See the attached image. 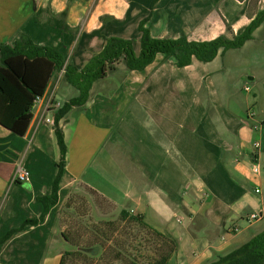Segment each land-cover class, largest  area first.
Segmentation results:
<instances>
[{
  "label": "crops",
  "instance_id": "crops-1",
  "mask_svg": "<svg viewBox=\"0 0 264 264\" xmlns=\"http://www.w3.org/2000/svg\"><path fill=\"white\" fill-rule=\"evenodd\" d=\"M140 1L0 0V41L14 44L24 33L66 53L81 68L110 36L139 40L143 19L153 37L185 34L209 40L226 34L227 24L235 34L240 32L264 5V0H256L260 9L247 11L252 0H157L151 9L154 0ZM262 26L247 42L258 37ZM79 43L84 49L74 56ZM174 63V58L158 54L143 70L128 71L124 66L117 71L118 66L114 75L93 84L86 107H73L60 120L68 154L59 202L43 221L27 224L0 242V264H61L65 240L53 235L55 211L81 184L172 232L179 248L169 264H208L237 247L232 241L240 232L231 235L227 228L235 222L244 226L241 218L249 208L264 210L259 187L249 197L247 184L240 181L244 168L238 164L240 157L254 164L262 157L261 144L256 149L254 143L264 136L258 128L264 120L253 106H235L238 84L231 88L229 99L222 93L224 85L235 83L226 73L217 79L225 66L209 72L197 59L175 69ZM244 76L238 79L245 89L249 85ZM245 91L251 92V87ZM52 93L63 105L78 91L59 74L36 103L24 135L0 124V237L39 217L43 205L38 197L52 192L60 151L53 125L41 121ZM251 108L254 116L248 114ZM57 112L46 113L55 118ZM20 166L31 172L30 180H15ZM161 204L164 209L168 204L178 206L174 212L178 225L166 219L165 224L154 221L151 210L156 212ZM183 209L188 212L187 223L178 217Z\"/></svg>",
  "mask_w": 264,
  "mask_h": 264
},
{
  "label": "trees",
  "instance_id": "trees-1",
  "mask_svg": "<svg viewBox=\"0 0 264 264\" xmlns=\"http://www.w3.org/2000/svg\"><path fill=\"white\" fill-rule=\"evenodd\" d=\"M156 1H153L152 6ZM145 21L146 19H143L138 26L139 52L135 51L134 38L113 35L109 37L102 50L92 56L81 68L68 60L67 54H63L54 47L38 44L27 34L23 33L14 44L0 41V124L3 126L19 135H24L33 118L36 99L45 94L51 80L59 74L78 91L76 96L64 102L55 115L53 127L60 151V157L56 163L58 174L51 194L38 197L43 205L42 213L37 218L25 220L21 227L9 230L0 237V242L7 241L27 224L43 221L51 208L59 202L60 181L66 172L68 154V143L60 126V120L73 107H86L92 86L96 81L114 74L121 63H124L128 71L143 70L155 60L158 54H163L166 59L174 58L177 66L185 67L194 59L209 62L230 49L242 48L247 41L254 38L255 31L264 23V5L249 24L240 32L234 33L232 37L220 34L213 39L198 41L190 40L183 34L178 38H157L152 36L149 28L145 26ZM227 30L232 32L233 29L227 24ZM87 196L92 199L90 200L92 202L89 201L90 206L84 204ZM79 199L86 209L83 210L86 211L82 213L83 215H87L90 208L99 211L101 220L99 224H92L94 225L92 233L97 241L99 240L98 244L106 254L110 251L104 245L112 241L111 251L114 252L112 257L115 260L125 264H169L171 257L179 248V239L172 232L162 231L147 221L143 215L133 214L125 208L118 207L103 194L87 185H83L81 189L77 188L68 196L64 206L65 213L80 214L81 212L74 207ZM127 220L132 221L140 230H149L157 238H162L167 248L155 254L150 252L149 245H143L145 243L143 241H138V245H143L145 249L148 247L144 253L140 251L139 246L121 245L119 236L123 234L121 232L116 234L120 231L118 223L121 224ZM63 236L69 240L66 234ZM70 252L67 249L63 252L61 264H64V258ZM89 253L90 251L87 252ZM263 261L264 229L237 247L218 254L208 264H261Z\"/></svg>",
  "mask_w": 264,
  "mask_h": 264
},
{
  "label": "rangeland",
  "instance_id": "rangeland-1",
  "mask_svg": "<svg viewBox=\"0 0 264 264\" xmlns=\"http://www.w3.org/2000/svg\"><path fill=\"white\" fill-rule=\"evenodd\" d=\"M97 1L99 0H93L94 2L93 4H95V2ZM144 1L145 0H141L140 2L144 3ZM257 4L258 2L256 0H252L249 7L247 8V11L248 10L252 11L254 9H256L255 11H258L257 9L260 8L259 7L256 8ZM130 6H132V4H130ZM152 7L153 6H151L150 8L152 9ZM234 13L235 11L233 12V14ZM173 21L176 22V19H174ZM217 30L220 31V29ZM223 30L229 37H232L234 35L233 34L234 31L233 30L232 32L228 30L226 31L225 26L223 27ZM135 40H136L135 51L138 52L140 50V41L137 40L136 38ZM74 49H75L74 56H77V54L84 49V45L82 43H79V45L74 46ZM224 56L225 57L221 59L217 58L215 61L213 60L211 62H204V61H200V62L203 64L205 70H208L209 72H213L216 69V67H218V65H221L222 67L225 66L226 69H224V72H221V74H218L217 79H220L222 76H224V73H226L235 83L234 84L230 83V85L229 83H227L228 84L227 86L224 85L225 88L224 89L221 88V91H223L222 93L225 94L227 99H229L228 96L231 95L230 94L231 88H233L234 85L238 84L237 93L235 94V96H233L235 97L233 98V100H235L236 102L235 106L242 105L244 108L248 106H253L259 113V118H262L264 120V23L262 29H260L258 33V37L254 41L247 42L246 45L242 48L230 49L226 52V54H224ZM171 62L172 61H170V63L169 62L167 63L168 66L171 64ZM174 64H175L174 66L175 69L177 65L176 63ZM124 66H125L124 63L119 65L117 71H121L124 68ZM242 73L245 74L244 80L251 87V92L249 93L245 91L242 79L241 78L238 79V76ZM253 74L257 75L256 81L250 79V76H252ZM202 92L204 98L205 99L208 98V94L204 88ZM259 127H261L260 128L261 131H264V125L262 126L258 125V128ZM260 140L261 141L259 142H261L260 144H261V152H262V157L258 161L261 168L260 174H257L253 171L252 167L255 161L251 163V161L247 160V158L240 157V162H238V164L244 168L243 171H241L242 174H239L241 177L239 178L240 181L242 180L244 181L245 184H247L248 187L247 193L249 197H253L254 194H257L255 192V188L259 187L261 193L258 196L263 197L262 207H264V136ZM81 187H83V184L78 185L77 188L81 189ZM77 188L73 189L70 194H72L74 190H76ZM201 196L205 198L203 194ZM67 199L64 198L62 203L58 205L57 211H55L56 219L54 221L55 226L53 231L54 236H56L57 238H61L62 240H65V242H63L65 245V250L67 249L71 251L70 253L66 254L64 258V264H125V262L113 259L112 256L114 255V252L111 251L112 241H109L104 245L110 251V253L106 254V252L103 251V248H100L98 244L99 240L97 241V239L92 233V230L94 229L93 228L94 225L92 224H99V221L101 220L99 211L94 210V208L93 209L90 208V211L89 212L87 211L88 212L87 215L82 214L86 212L83 211L86 210L84 204L86 203L88 206H90L91 204L90 202H92L90 201L92 200L90 196H87L86 199H84L85 201L84 204L81 201V199L77 200V203H75L76 205L74 207L81 212L80 214L77 215L71 213H65L64 206ZM92 206L94 207V205ZM177 208L178 206H176L175 204H171V205L168 204V208L164 209V207H162L161 204L160 206H158L156 212L151 210V212H153L151 214L156 223L165 224L164 220L166 219L169 224L172 223L178 225L176 221V217L174 216V212L177 210ZM247 211H248L247 214L254 212L259 213L261 212V208H257V209L249 208ZM177 213H178V217L183 218L184 223H187L189 221L188 212L185 209L179 210ZM118 224L120 231H118L116 234L118 235L120 234V232L123 234L119 236V239L121 241L119 243L121 245H125V247L139 246L140 251L144 253L145 250L148 249V247H146L145 249L144 246L149 245V247L152 249V250L150 249V252L155 254L157 253V251H162L163 249L167 248V246L165 245V241L162 238L160 237L157 238V236L153 235L152 232L149 230L148 231L146 229L140 230L138 226L132 223V221L127 220L125 222H121V224L120 223ZM263 229H264V218L262 220H258L254 222L251 227H248V224H245L243 226V230L240 231L237 238L232 241V244H234L233 246H238L243 242L248 241L254 235V233H258ZM63 234H66L69 240H66ZM138 241H143V243L145 242L143 244L144 246L138 245ZM78 249L81 251H79ZM89 251L91 254L90 253L87 254V252Z\"/></svg>",
  "mask_w": 264,
  "mask_h": 264
},
{
  "label": "built area",
  "instance_id": "built-area-1",
  "mask_svg": "<svg viewBox=\"0 0 264 264\" xmlns=\"http://www.w3.org/2000/svg\"><path fill=\"white\" fill-rule=\"evenodd\" d=\"M245 90L249 91L250 86H246ZM53 96H54L53 93L51 95H49V97L46 101L45 113H43L44 115L42 114V118H41V121H45V122L50 123L52 125L55 122V118H51L50 116L47 115L46 112L49 110H59L62 107L61 103L56 101ZM42 97L43 96L38 97L36 99L35 105L37 102H39L42 99ZM248 114H249V116H254L255 115L254 109L251 108L249 110ZM254 146L257 149V148H259L260 143L258 141H256L254 143ZM260 169L261 168H260V165L258 163L254 164V166H253L254 172L259 173L261 171ZM30 177H31V172L23 166H20L17 169V172L15 174V180L20 181V182H26V181L30 180ZM256 191L260 192V189L257 188ZM263 218H264V210H261V212H259V213L254 212V213L246 214L241 218V220L245 224L252 225L254 222H256L258 220H262ZM242 229H243L242 224L240 222H235L233 225H231L227 228V233L231 234V235H235V234L239 233Z\"/></svg>",
  "mask_w": 264,
  "mask_h": 264
},
{
  "label": "water",
  "instance_id": "water-1",
  "mask_svg": "<svg viewBox=\"0 0 264 264\" xmlns=\"http://www.w3.org/2000/svg\"><path fill=\"white\" fill-rule=\"evenodd\" d=\"M261 264H264V261Z\"/></svg>",
  "mask_w": 264,
  "mask_h": 264
}]
</instances>
